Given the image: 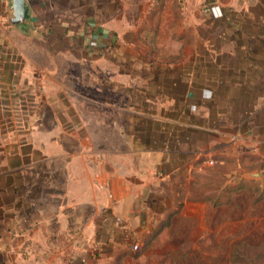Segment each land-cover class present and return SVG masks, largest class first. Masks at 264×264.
<instances>
[{"label":"rangeland","instance_id":"obj_1","mask_svg":"<svg viewBox=\"0 0 264 264\" xmlns=\"http://www.w3.org/2000/svg\"><path fill=\"white\" fill-rule=\"evenodd\" d=\"M29 2L38 19L33 29L0 30V64L15 67L12 82L0 85V122L38 127L27 129L35 142L77 144L81 171L89 161L95 178L108 171L112 185L121 182L115 193L95 190L96 204L103 199L109 210L102 225H110L113 245L80 264H261L263 138L246 135L248 123L233 126L224 115L235 106L232 98L246 100L247 81L261 75L246 52L262 41L246 34L264 31L247 5L258 4L255 17L262 20V0H158L136 28L157 31L161 49L148 38L117 37L95 51L87 11L102 7H79L78 31L65 41L54 37L71 29L70 7ZM192 83L206 85L203 102L217 103L219 124L213 111L189 110L198 99L188 97L197 89ZM204 117L203 129L213 128L190 135L201 153H191L189 162L182 151L155 150L181 143L188 120ZM253 172L262 180L247 177ZM124 177L132 180L123 185ZM96 227L83 233L91 236Z\"/></svg>","mask_w":264,"mask_h":264},{"label":"crops","instance_id":"obj_2","mask_svg":"<svg viewBox=\"0 0 264 264\" xmlns=\"http://www.w3.org/2000/svg\"><path fill=\"white\" fill-rule=\"evenodd\" d=\"M26 1L30 24L16 26L19 30L33 29V24L38 20L37 17H32V7L29 0ZM152 2L158 3V0H55L59 9L70 7L72 30L64 28V31L57 33L54 38L72 40L73 32L77 30L73 25L79 23V7H102L101 12L96 9L87 11V19L90 18L93 27L90 32L95 39L92 48L94 51L108 48L110 40L117 37L136 40L148 38L150 45L161 49L163 45L159 46L160 43H157L160 37L157 31L136 28V25L143 24L147 19ZM261 4L264 5V0ZM10 5V0H0V30L5 35L9 31L13 33L12 27H15L9 20ZM247 5L249 9L252 6L254 10L249 16L252 17L253 23L264 21L255 17L254 5L258 4ZM107 30L117 32V35L112 37ZM241 37L238 33L232 36L235 39ZM246 37L262 41V47H247L246 52L249 57L247 64L252 63L261 75L258 74L254 79L247 81L249 89L246 100L232 98L231 102L235 106H231V113L224 116L232 123L235 120L233 126L242 127L248 123L246 135L254 136L256 132H261L264 143V31L252 29ZM236 50L238 51L239 47H236ZM129 53L132 54V51ZM14 68L9 63L0 64V85L7 86L12 82ZM231 85H234L233 81ZM191 86L197 89L189 92L188 97L198 98V103L196 101L195 109L191 108V105L188 106L189 110L198 108L213 111L215 121L219 124L220 109L217 108V103L211 105L209 101L203 102V95L208 91L206 85L192 83ZM242 101H245V105L240 109L237 104ZM42 115L46 117L44 113ZM9 118L13 119L11 116ZM203 119L206 118L188 120L190 126L181 143L179 140L176 143L168 142L155 150H173L177 153L182 151L183 162H189L191 157L188 156L191 153L196 150L201 153L198 144L189 142L190 135L197 131L210 133L209 128H213L212 126L204 130L201 125ZM0 124V264H80V261L87 263L94 260L100 249L111 248L113 244L109 233L110 225H102L105 216H108L106 211L109 210L101 197H98L101 200L96 204L95 190L103 193L108 189V193H115L121 182L112 185L108 171L102 179L95 178L92 173L93 164L89 161L85 162L86 167L81 171L77 144L35 142L31 140V136L35 133L34 129L39 132L38 127L29 126L33 133L31 130L27 131L29 128L8 127L2 125V122ZM139 147L138 151L144 150V147ZM122 180L124 185L132 179L124 177ZM94 222L97 223L94 233L91 236L85 235L83 229L88 230ZM122 229L125 231L121 227L117 230ZM113 240L119 241L117 238ZM80 250L85 253L80 254Z\"/></svg>","mask_w":264,"mask_h":264},{"label":"water","instance_id":"obj_3","mask_svg":"<svg viewBox=\"0 0 264 264\" xmlns=\"http://www.w3.org/2000/svg\"><path fill=\"white\" fill-rule=\"evenodd\" d=\"M9 20L14 26H28L30 24L28 18V4L26 0H10ZM247 177L262 180L259 172L249 173Z\"/></svg>","mask_w":264,"mask_h":264},{"label":"built area","instance_id":"obj_4","mask_svg":"<svg viewBox=\"0 0 264 264\" xmlns=\"http://www.w3.org/2000/svg\"><path fill=\"white\" fill-rule=\"evenodd\" d=\"M137 249H138V246L136 245V246H135V250H137Z\"/></svg>","mask_w":264,"mask_h":264},{"label":"trees","instance_id":"obj_5","mask_svg":"<svg viewBox=\"0 0 264 264\" xmlns=\"http://www.w3.org/2000/svg\"><path fill=\"white\" fill-rule=\"evenodd\" d=\"M261 264H264V260L261 262Z\"/></svg>","mask_w":264,"mask_h":264}]
</instances>
